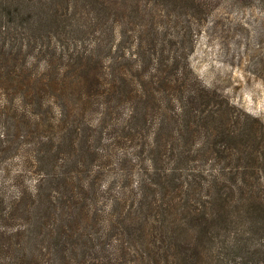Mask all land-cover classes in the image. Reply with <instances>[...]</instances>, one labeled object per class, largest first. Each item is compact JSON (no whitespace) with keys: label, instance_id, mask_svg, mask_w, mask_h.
<instances>
[{"label":"trees","instance_id":"1","mask_svg":"<svg viewBox=\"0 0 264 264\" xmlns=\"http://www.w3.org/2000/svg\"><path fill=\"white\" fill-rule=\"evenodd\" d=\"M171 4L207 9L0 0V264H264V135L189 75L194 38L152 58ZM143 27L151 51L126 49Z\"/></svg>","mask_w":264,"mask_h":264},{"label":"rangeland","instance_id":"2","mask_svg":"<svg viewBox=\"0 0 264 264\" xmlns=\"http://www.w3.org/2000/svg\"><path fill=\"white\" fill-rule=\"evenodd\" d=\"M205 11L189 12L187 8L171 4L165 13L168 16L160 20L155 26L158 44L165 37V50L161 55H153L154 60L164 57L170 50V58L179 56L180 63L184 62V54L188 52L190 42L195 39L193 50L188 61L191 77H195L207 88L216 90L240 114H249L257 119L251 124L249 119L235 124L240 129H255L260 136L264 135V0H205ZM160 2V1H159ZM155 11L164 10V6L155 5L153 1L148 6ZM186 12V13H184ZM137 17V16H136ZM138 19L135 18L134 21ZM142 25L144 20L139 17ZM156 21L158 18L155 19ZM176 24V25H175ZM144 31L125 42L126 49L137 51L139 42L147 46L149 32ZM165 33V34H164ZM130 51V52H131ZM147 51V49L143 50ZM151 54V52H150ZM184 127L183 120L180 124L170 122V128L178 135ZM221 138V137H220ZM190 142L189 138L186 139ZM216 140L214 135L207 138L206 131H201L193 140L197 146L195 156L202 159L207 167L210 160L215 162V167L222 170L223 158L216 157L220 154L212 147L210 141ZM222 140V138H221ZM237 137L228 140L235 144ZM222 145V144H221ZM242 156L240 152L224 158L227 161L236 160ZM210 158V159H209ZM217 160L219 163L216 164ZM212 161V164H213ZM128 167L127 161L124 164ZM32 181V180H31ZM16 225L15 227H17ZM36 231L37 225H32ZM31 227L28 233H31ZM29 243V241H28ZM23 244L24 240H23Z\"/></svg>","mask_w":264,"mask_h":264}]
</instances>
